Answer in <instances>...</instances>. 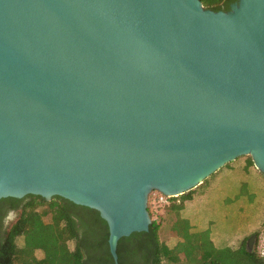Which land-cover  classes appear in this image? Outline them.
Masks as SVG:
<instances>
[{
  "label": "water",
  "instance_id": "water-1",
  "mask_svg": "<svg viewBox=\"0 0 264 264\" xmlns=\"http://www.w3.org/2000/svg\"><path fill=\"white\" fill-rule=\"evenodd\" d=\"M242 156L264 177V0H0V199L97 212L117 264L149 194Z\"/></svg>",
  "mask_w": 264,
  "mask_h": 264
},
{
  "label": "trees",
  "instance_id": "trees-1",
  "mask_svg": "<svg viewBox=\"0 0 264 264\" xmlns=\"http://www.w3.org/2000/svg\"><path fill=\"white\" fill-rule=\"evenodd\" d=\"M198 1L203 8H209L219 5L223 0ZM243 160L242 166L259 177L254 197L248 204L242 199L245 205L239 208V212L244 215L247 206L255 208L256 215L253 217L257 226L254 229L245 232L244 227L238 233L239 239L233 240H228L227 233H223L226 239L218 242L213 240L208 226L200 230L182 213L184 204L196 198L197 188L203 187L223 169H233L231 164L235 159L204 179L199 186L178 196V199H171L163 207L171 218L168 222V235L174 242L170 246L158 237V230L167 222L152 218L149 209V204L158 194H149L146 210L150 224L147 231L132 233L117 241V264H264V257L246 249L248 238L251 235L257 236V230L264 219V177L255 170L248 156L243 157ZM24 198L28 201L20 209L16 205L11 207L19 209V213L0 238V264H113L106 243L107 227L97 212L56 196L49 201L37 196ZM3 201L19 204L21 200L0 199V202ZM44 218H47V222L43 221ZM17 240L19 245L16 244ZM36 251L40 252V258H35Z\"/></svg>",
  "mask_w": 264,
  "mask_h": 264
},
{
  "label": "rangeland",
  "instance_id": "rangeland-1",
  "mask_svg": "<svg viewBox=\"0 0 264 264\" xmlns=\"http://www.w3.org/2000/svg\"><path fill=\"white\" fill-rule=\"evenodd\" d=\"M243 157L247 156L239 157L231 164L233 169H223L220 174L212 176L203 187H198L196 201L187 207V217L200 223L202 227L203 225L208 226L211 233L218 238L223 237V233H227L228 240L233 239L247 223L255 221L253 216L256 215V211L253 206L246 207L245 215L239 212V208L245 205L242 199H245L248 204L259 186L258 175L247 171L246 167L242 166ZM149 206L152 218L167 222V224H162L158 230V237L161 242L170 246L174 239L168 235V222L171 218L168 217L169 213L164 211L163 207L166 206H153L152 204ZM246 217H248V222L245 221ZM43 221L47 222V218H44ZM250 237H253L250 242V250L258 256L264 257V219L257 230V236L251 235ZM16 244H20L19 240L16 241ZM34 256L40 258L41 254L36 251Z\"/></svg>",
  "mask_w": 264,
  "mask_h": 264
},
{
  "label": "flooded vegetation",
  "instance_id": "flooded-vegetation-1",
  "mask_svg": "<svg viewBox=\"0 0 264 264\" xmlns=\"http://www.w3.org/2000/svg\"><path fill=\"white\" fill-rule=\"evenodd\" d=\"M18 200H21L19 204L12 203L11 201L0 202V238L16 220L20 207L28 201L26 198ZM13 205L18 206L19 209H12L11 207H13Z\"/></svg>",
  "mask_w": 264,
  "mask_h": 264
},
{
  "label": "crops",
  "instance_id": "crops-1",
  "mask_svg": "<svg viewBox=\"0 0 264 264\" xmlns=\"http://www.w3.org/2000/svg\"><path fill=\"white\" fill-rule=\"evenodd\" d=\"M221 173V172H220ZM219 173V174H220ZM199 186V185H198ZM196 201V198H193L191 201H189V202H186L185 204H184V210H183V216L185 217V218H187L188 220H190L191 221V223H193V224H195V225H197V228L198 229H200V230H204V229H206L207 227L206 226H204L203 225V227L201 226V224L200 223H196V222H194V220H191V219H189L188 217H187V215H186V212L188 211L187 210V207H188V205H190V204H192V203H194ZM245 221L246 222H248V217H246V219H245ZM251 222H254L253 220L251 221ZM257 223V222H256ZM256 223H250V224H246L245 225V232H249V231H251L252 229H254L257 225H256ZM256 225V226H255ZM244 232V233H245ZM244 233L242 234V235H244ZM212 234V233H211ZM212 236L214 237L213 238V240H218V242H222L223 240H225L224 239V234H223V237H220V238H218V237H216L215 235H213L212 234ZM239 237H240V235L238 234V235H236L235 237H234V239H239ZM233 240V239H232ZM227 244V243H226Z\"/></svg>",
  "mask_w": 264,
  "mask_h": 264
},
{
  "label": "built area",
  "instance_id": "built-area-1",
  "mask_svg": "<svg viewBox=\"0 0 264 264\" xmlns=\"http://www.w3.org/2000/svg\"><path fill=\"white\" fill-rule=\"evenodd\" d=\"M177 198H178V196L177 197H167V196H163V195L158 194L152 200V204L154 206H167L171 199H177ZM176 203H178V201H176Z\"/></svg>",
  "mask_w": 264,
  "mask_h": 264
}]
</instances>
